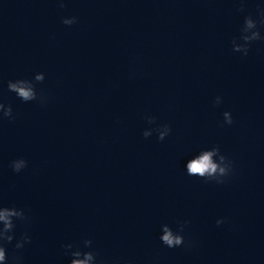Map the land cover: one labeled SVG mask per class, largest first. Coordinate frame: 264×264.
Wrapping results in <instances>:
<instances>
[{
  "label": "clouds",
  "instance_id": "1",
  "mask_svg": "<svg viewBox=\"0 0 264 264\" xmlns=\"http://www.w3.org/2000/svg\"><path fill=\"white\" fill-rule=\"evenodd\" d=\"M245 0H240L241 7L238 11H244ZM60 8L65 6V0H57ZM258 19H254L252 15H247L244 18L243 26L240 29V35L232 39V50L241 53L242 56H247L251 45L256 41H264V35L261 33V28H264V7L257 8ZM76 16L62 17L61 22L64 25L71 26L77 23ZM45 80V74L36 73L33 80L17 79L9 80L7 87L10 92L24 102L37 101L40 104L47 103L48 97L36 90V83H41ZM223 103L222 96H216L213 104L219 106ZM16 116L11 105H6L0 101V120L8 119L15 120ZM144 119L149 125H156L155 127L146 128L143 131L145 139L151 137L154 133L159 141H164L170 135L172 128L170 124L157 125V118L153 115H145ZM233 116L230 111L223 112V123L227 125L233 124ZM223 126V125H222ZM9 167L15 173H20L28 167V161L23 157L10 161ZM234 161L221 152L219 145H213L210 148L202 149L193 158L186 163V174L193 177H199L208 183H215L217 185L228 182L234 175ZM31 222L30 216L25 209L16 206H4L0 204V264H9V257L7 255V245L14 243V249L17 254L11 258V264H24L23 256L19 250L25 248L27 244L32 241L28 231L25 230L16 237L17 224L27 225ZM226 222V218H219L216 220L217 226ZM190 224V220L180 221L174 230L168 224L161 225L160 241L168 248L188 247L185 237L183 235L185 228ZM83 247L74 245L72 243L64 244V254L71 257L70 264H108L107 261L98 260L99 253L93 249V241L85 239L82 242ZM88 249V250H85ZM119 264V262H116ZM131 264V262H125Z\"/></svg>",
  "mask_w": 264,
  "mask_h": 264
}]
</instances>
